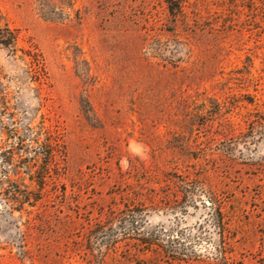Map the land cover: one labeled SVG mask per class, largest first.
Instances as JSON below:
<instances>
[{"label":"rangeland","instance_id":"1","mask_svg":"<svg viewBox=\"0 0 264 264\" xmlns=\"http://www.w3.org/2000/svg\"><path fill=\"white\" fill-rule=\"evenodd\" d=\"M0 104V264H264V0H0Z\"/></svg>","mask_w":264,"mask_h":264},{"label":"trees","instance_id":"2","mask_svg":"<svg viewBox=\"0 0 264 264\" xmlns=\"http://www.w3.org/2000/svg\"><path fill=\"white\" fill-rule=\"evenodd\" d=\"M9 34L10 36H12L11 33ZM2 42L4 46H6L7 44L10 45L8 41L7 43L5 41H2ZM13 42H14V39H12V43ZM0 110H2L0 111V118H2L5 115V112L1 104H0ZM9 121H11L13 126H16V123L13 121V119L9 118ZM1 124L3 125V119L1 120ZM1 128L2 129H0V133L2 135L4 134L3 133L4 131H6L7 133L6 128L4 127H1ZM17 136H19V138L16 136L14 137L20 141V146H18L17 150H21L23 146V141L19 134H17ZM35 143H38V142H35ZM11 155H13V152H11ZM8 166H10L9 163H8ZM13 174H15V171H13ZM34 196L35 194L33 190L31 189L30 186L26 185L24 181L15 180L11 176L7 175L5 172L0 177V211L4 210L7 212H10L11 214H14L15 212L22 213L23 211L26 210V208L34 207V204L37 202ZM212 206L213 205H211V207Z\"/></svg>","mask_w":264,"mask_h":264},{"label":"water","instance_id":"3","mask_svg":"<svg viewBox=\"0 0 264 264\" xmlns=\"http://www.w3.org/2000/svg\"><path fill=\"white\" fill-rule=\"evenodd\" d=\"M209 204V203H208Z\"/></svg>","mask_w":264,"mask_h":264}]
</instances>
